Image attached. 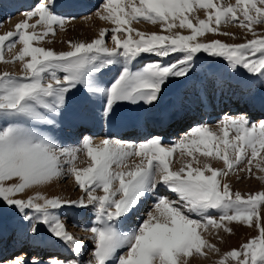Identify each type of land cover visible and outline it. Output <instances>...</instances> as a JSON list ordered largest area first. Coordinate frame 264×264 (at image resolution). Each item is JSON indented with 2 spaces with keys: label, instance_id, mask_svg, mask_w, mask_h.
I'll use <instances>...</instances> for the list:
<instances>
[{
  "label": "snow or ice",
  "instance_id": "6c2138e0",
  "mask_svg": "<svg viewBox=\"0 0 264 264\" xmlns=\"http://www.w3.org/2000/svg\"><path fill=\"white\" fill-rule=\"evenodd\" d=\"M195 3L215 10L208 13L207 20H199L198 25L185 15L191 10L193 0H140L139 6H131L130 13L125 12L120 0H105L102 5L105 14L98 12L97 15L111 21L115 27L101 29L99 37L90 42L68 41L71 50L59 53L36 47L33 41L54 35L56 25L63 27L66 20L75 19L57 11L75 7L74 0H67L64 4L57 3V0L40 2L24 14L25 19L15 25V31L0 35V61L4 60L3 50L19 41L23 47L13 59L24 62L20 76L0 73V118H4L6 123V126L0 127V201L16 208L25 218L29 217V210H34L37 214L35 219L46 225L56 238L70 244L75 253H81L85 245L66 230L55 210L93 205L96 221L88 231L92 234L90 239L94 243V252L88 264H110L118 250L124 247L128 251L119 256L118 264H187L183 258L193 252L206 255L205 248L218 251L198 229L207 230L213 226L231 232L226 221L246 223L257 228L259 234L244 243L241 249L225 253L219 264H226L229 258L235 259L237 264H264V224L260 223L264 191L245 197L240 192L233 193L227 183H222V178L234 167L238 168L242 161L247 160L251 166L253 158L264 152V121L252 124L246 116L223 120L222 135L208 126L191 129L190 135L176 147L188 148L187 156L192 159L186 167L177 171L171 170L167 159L176 147L166 149L161 146L159 137L139 145L109 138L93 145L92 139L85 137L82 144L91 163L85 168L73 166L70 172L78 186L86 192L88 204L83 199L61 201L46 198L39 192L27 199L15 198L33 185L59 177L63 165L72 164L76 159V152L80 149L59 147L51 137L28 125L31 122L53 123L47 114H58L64 109L67 94L78 86L92 96L104 98L103 115L107 117L119 102L151 104L157 101L162 87L170 78L190 74L195 54L202 51L223 58L232 68L243 67L251 74L259 73L264 77V37L243 44H228L219 40L196 42L197 36L206 30L217 32L222 21L239 20L240 25L247 26L249 31L253 24L264 23V0H237L235 5L228 6H218L213 0H195ZM238 11L243 19L238 17ZM120 13L124 14L123 17ZM32 18H36L34 24L29 23ZM139 19L161 22L162 32L170 31L179 19L178 26L191 31L189 35L180 32L170 35L145 33L130 27L131 20ZM213 22L216 27L210 28ZM39 25H44L42 32L35 31ZM124 25L129 27L124 28ZM109 31L115 41L112 48L105 42ZM121 31L127 34L123 40L115 35ZM132 32L139 38L133 40ZM141 53H154L158 57H170L177 53L181 54V58L170 64L153 62L141 70H133L130 64ZM116 64H122L118 75L106 87L99 84L96 74L106 66ZM58 72H62L63 76H58ZM230 130L236 133L232 139H229ZM195 153L218 158L225 167L214 168L207 163L203 167H193V162L199 164ZM133 155L142 159L139 164L128 168L125 161ZM63 156L70 159L62 162ZM113 165L120 170L114 171ZM256 166L261 167L259 163ZM261 170L264 171V168ZM161 185L175 194L176 199L157 197L155 214L150 212L138 228L122 233L118 222L126 219L143 197ZM96 189H101L103 195H94ZM213 209L219 211V220L210 215ZM193 216L200 219H193ZM32 231H37L35 224ZM4 264H25V261L23 257H16ZM33 264L39 262L34 261ZM51 264L79 262L55 260Z\"/></svg>",
  "mask_w": 264,
  "mask_h": 264
},
{
  "label": "rangeland",
  "instance_id": "374dc122",
  "mask_svg": "<svg viewBox=\"0 0 264 264\" xmlns=\"http://www.w3.org/2000/svg\"><path fill=\"white\" fill-rule=\"evenodd\" d=\"M224 0H213L218 6ZM40 2L46 0H0V35H4L9 31H15V25L25 19V13L32 10ZM67 0H57V3L64 4ZM228 5H235L237 0H225ZM75 7L60 8L58 14L74 16L75 19L66 20L63 27L55 26V34L47 35L41 41H33L36 47L51 49L55 52H63L71 50L68 41L76 42H90L98 38L101 29L111 30L115 25L108 20L101 19L97 13H104L102 5L105 0H74ZM121 6L125 8V12H131V6H139L140 0H120ZM226 5V6H228ZM258 6H261L258 4ZM243 7V5H241ZM214 9L202 8L193 0L191 10L185 15L192 21L193 24L198 25L199 20H207L208 13L214 12ZM123 17V13H120ZM240 19H243L242 13L237 12ZM36 18L29 20L30 24L35 23ZM175 27L170 31L165 30L162 32L161 22H149L144 19L131 20L130 27L138 29L145 33L156 32L158 34L170 35L180 32L183 35H189L190 29L187 27L180 28L179 19L175 21ZM124 28L129 25H124ZM213 22L210 28H215ZM44 25H39L35 29L36 32H42ZM32 31V29H28ZM224 33H228L225 35ZM112 33L105 37V42L109 48L115 47V41L112 39ZM115 35L123 40L126 38V33L121 31ZM133 40L138 39L135 32L131 33ZM264 37V23L253 24L252 30L249 31L247 26H241L239 20L229 22H221L217 32L206 30L203 34L197 36L196 42L207 43L213 40H219L228 44H243L248 40L259 39ZM7 41L5 44L7 45ZM23 47L22 43L17 41L12 47H6L3 50L4 60L0 61V73L8 72L20 76L23 72V61L13 59L16 57ZM181 54L173 53L170 57H158L154 53H141L130 64L133 70H141L149 63L160 62L162 64H170L171 62L180 59ZM25 59H30L26 57ZM214 70H221L223 74L220 75L224 87L232 89L236 94L242 87L240 86V78L247 79L250 75L255 77L250 84H245L246 89H243L245 94H253V103L255 105L254 111H250L246 107L245 101H239L237 97L229 96V101H222L218 106L204 107L200 102L190 103V97L196 92V87L200 84L206 86V79L208 78V68ZM122 68V64L106 66L101 73L96 74V80L102 86H107L116 75L118 70ZM210 73V72H209ZM227 74H230L229 78ZM58 76H63L62 72L57 73ZM214 76V75H213ZM233 77V78H232ZM227 80V81H226ZM222 81V82H223ZM239 82V85H238ZM211 87L205 88V90ZM220 88V87H219ZM237 88V90H236ZM87 93L82 86L72 90L67 94V102L64 109L58 114H47L48 118L52 119L53 123L44 124L31 122L30 127H35L41 133L51 137L55 143L62 148L80 149L76 152V159L72 164L65 163L63 165V172L59 177L54 178L50 182L33 185L22 193H18L15 198L27 199L34 196L37 192L41 193L46 198H58L61 201H79L83 199L85 204H88V196L86 192L81 189L70 169L75 166L76 168H85L91 163L86 150L83 148V140L85 137L92 139L93 145L101 143L105 138L112 141L127 142L139 145L142 142H147L152 138H161L162 145L166 149L176 147L179 142L190 135L193 124L197 126H208L213 131L222 135L220 131L221 122L228 117L246 116L252 124L258 125L260 121H264V114L260 111L264 107V77L259 73L251 74L243 67L232 68L226 60L221 57H216L206 52L196 53L192 61V70L186 77L170 78L162 87V91L157 101L151 104L144 102H119L113 108L112 113L105 117L102 115L101 121L95 129L89 130L85 124V119L82 115L84 102L78 108L72 104L70 95L75 93ZM224 93V91H221ZM178 93V94H177ZM230 93V92H229ZM87 95H90L87 93ZM102 98V99H101ZM101 105H104V98H99ZM187 99V100H186ZM235 101V102H234ZM73 105V106H71ZM83 105V106H82ZM153 105V106H152ZM253 105V106H254ZM183 108L185 114L181 119L173 120L165 129H158L152 127L151 121L154 117H159L163 114H170ZM72 110V111H71ZM52 115V116H51ZM263 115L262 117H258ZM153 116V117H152ZM50 119V120H51ZM151 120V121H150ZM13 122V121H8ZM6 126L5 119L0 118V127ZM125 126V128L123 127ZM123 127L120 133L115 130ZM194 127V128H195ZM88 128V129H87ZM126 129V130H125ZM84 130V131H83ZM142 131V132H141ZM123 132V133H122ZM119 134V135H118ZM127 134V135H126ZM236 135L234 130H230L229 139L234 138ZM54 136V137H53ZM138 138V139H136ZM187 143V141H186ZM203 147V146H201ZM188 148L176 147L173 155L168 157L171 170L177 171L181 167H186L187 163L191 161V157L187 156ZM250 156V150H249ZM199 164L193 162V167H203L205 163L210 164L214 168H224L225 165L222 160L218 158L205 157L200 153H195ZM230 155H234L230 152ZM68 156L61 157L62 162L67 161ZM142 157L130 156L126 159L125 163L128 168L134 167L139 164ZM147 160L145 159V164ZM261 165L258 168L256 165ZM264 152H261L257 157L253 158L252 165H248L247 160L242 161L238 168H233L228 172L226 177L222 178V183H227L233 193L240 192L243 196L255 194L264 191ZM250 169V170H249ZM114 171L120 169L113 165ZM124 170H127L125 168ZM206 174H209L206 172ZM118 186V181L116 182ZM94 195H103L101 189H96ZM166 197L169 200H175V194L171 193L165 186H158V189L153 193L147 194L143 197L145 207L141 212H134V210L127 216V220L118 222V228L122 233H128L136 228L148 218L150 212L155 214L154 204L157 197ZM42 203L43 201H37ZM60 216L62 222L65 224L66 230L73 235L74 238L79 239L85 245L81 253H75L71 250L72 246L59 240L48 230L46 225L40 223L36 217L34 210H29V217L25 218L24 214L18 212L16 208L8 206L6 203L0 201V229L6 225H12V233L9 235L8 241H18V247H4V239H0V264L11 261L16 257H23L25 264H33L38 261L41 264H51L55 260L62 261H78L79 264H88L90 259H93L94 243L90 239L91 232L88 231L96 221L95 208L93 205L88 204L87 207H65L63 209L55 210ZM210 215L219 220L220 213L218 210H210ZM260 223L264 224V206L260 209ZM193 219H200L198 216H193ZM125 221V222H124ZM203 223V221H201ZM231 232L225 231L223 228L217 229L209 226L207 230L199 228L198 232L201 233L204 239L210 244L216 246L217 250L205 248L206 255H200L193 252L190 256L185 257L187 264H219L224 254L232 249H241V246L249 239L258 236V229L249 227L243 222H225ZM35 224L37 231H32V226ZM29 239L32 243L28 255V248H25V240ZM3 247V248H2ZM5 248V249H4ZM22 249L26 255L17 253L16 251ZM128 251L127 247L118 250L115 257H113L110 264H118V258L125 255ZM15 252V253H14ZM20 254V255H19ZM9 256V257H8ZM226 264H237L236 260L229 258Z\"/></svg>",
  "mask_w": 264,
  "mask_h": 264
},
{
  "label": "bare ground",
  "instance_id": "6f19581e",
  "mask_svg": "<svg viewBox=\"0 0 264 264\" xmlns=\"http://www.w3.org/2000/svg\"><path fill=\"white\" fill-rule=\"evenodd\" d=\"M228 4H230V2ZM228 4H226L225 0H224V2H220V5L226 6ZM220 71L221 70H217L216 71L212 67L207 69L208 78L205 81L206 86H204V84L203 85L200 84V85H198V87H196V92L192 95V97H190V103L193 104L194 102H200L203 105H205L204 107H208V108H210L209 106H214V107L217 106V107H219L218 105L222 101H226L225 99H227V101H229V98H230L229 96H231V94H232V97L233 96L237 97V99L239 101H241V100L245 101L246 107L248 109H251L250 111H254L255 105L253 103V99H254L253 94L252 93L245 94L243 92V89H246L245 84H250L252 79L255 76L254 75H250L245 80L244 79L242 80L240 78V86L242 88L240 90H238V94H236L234 91H232V89L231 90L228 89L229 85L227 87L222 88V86H224L223 83H225V80L223 81L222 78H220V75L223 74ZM229 76H230V74H227L228 78H229ZM238 85H239V82H238ZM207 87H211V88L208 89V90H205V88H207ZM236 90H237V88H236ZM221 91H224V93H222ZM70 98H71V102L74 105V107L76 106L77 108L81 104L86 102V104L84 106L82 105L83 106L82 115H83V117L85 119V124L89 128V130L95 129L97 127V125L99 124V122L101 121V118H102V115H103V105H101L99 103L101 101L99 99L100 97L92 96L91 94L87 95V93H85V92L84 93L80 92V93H75V94L70 95ZM73 105H71V106H73ZM184 111L185 110H183V108L180 107V109L178 111L174 112V113H170V114L166 113V114H163V115H161L159 117H154L152 119V121L150 120L151 124H152V127L158 128L160 130L161 129H165L169 125V123L172 122L173 120L181 119L185 115L183 113ZM260 111L264 114V107H262V109H260ZM262 116L263 115H260L258 117H262ZM123 127L125 128V126H123ZM123 127H120L118 129H116L115 132L116 133H120ZM194 127H195V125L193 124V128ZM136 139H138V138H136ZM143 201H144V199L142 198L140 203L138 204V206L134 209V212L137 213V212H141L143 210V208L146 205L145 202H143ZM126 220H127V218H126ZM12 231L13 230H12V225L11 224L10 225H6L2 229H0V239L1 238H2V240L4 239L3 243H4V247L5 248H7L9 246L13 247V246H17L18 245L17 242H19V240L18 241H11V242L8 241L9 235H11ZM32 244H34V243H32L29 239L25 240V248L26 249L28 248V255H29L30 248H31ZM16 252L17 253H21L22 255H26L21 248L19 250H17ZM39 264H41V263H39Z\"/></svg>",
  "mask_w": 264,
  "mask_h": 264
}]
</instances>
